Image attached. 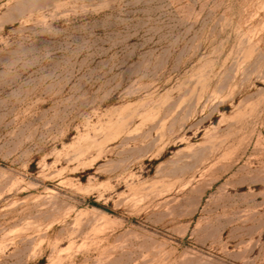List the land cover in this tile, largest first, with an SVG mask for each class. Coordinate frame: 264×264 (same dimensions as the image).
Here are the masks:
<instances>
[{
	"label": "rangeland",
	"instance_id": "rangeland-1",
	"mask_svg": "<svg viewBox=\"0 0 264 264\" xmlns=\"http://www.w3.org/2000/svg\"><path fill=\"white\" fill-rule=\"evenodd\" d=\"M0 264H264V0H0Z\"/></svg>",
	"mask_w": 264,
	"mask_h": 264
},
{
	"label": "trees",
	"instance_id": "trees-1",
	"mask_svg": "<svg viewBox=\"0 0 264 264\" xmlns=\"http://www.w3.org/2000/svg\"><path fill=\"white\" fill-rule=\"evenodd\" d=\"M95 205H98V204H95Z\"/></svg>",
	"mask_w": 264,
	"mask_h": 264
}]
</instances>
